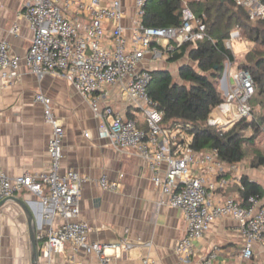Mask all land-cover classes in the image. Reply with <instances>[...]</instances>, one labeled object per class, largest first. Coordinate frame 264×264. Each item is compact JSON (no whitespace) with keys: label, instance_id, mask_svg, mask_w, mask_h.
Returning a JSON list of instances; mask_svg holds the SVG:
<instances>
[{"label":"built area","instance_id":"1","mask_svg":"<svg viewBox=\"0 0 264 264\" xmlns=\"http://www.w3.org/2000/svg\"><path fill=\"white\" fill-rule=\"evenodd\" d=\"M148 1L133 0L130 13L125 0H29L20 17L32 31L31 47L22 59L11 54L8 42H0L1 78L6 82L17 78L24 60L40 80L54 74L74 87L101 122L100 138L118 152L134 151L153 173V184L165 197L161 205L181 211L186 234L174 251L183 263L189 262L195 243L204 239L220 219L238 223L243 239L240 259L251 263L256 244H264L262 199L251 196L243 206L239 195L219 198L232 185L243 189L245 162L226 163L216 148L197 152L191 138L164 129V113L149 96L151 72L162 66L166 56L183 45L206 40L214 43L208 35L207 17H198L185 4L179 28L148 27L143 23ZM233 2L246 11L250 21H264V0ZM18 30L15 23L10 33L15 35ZM234 40H242L238 28L225 41L227 49L232 51ZM224 75L220 87L225 92V102L210 116L209 125L220 129L225 126L222 130L228 132L237 123L252 119L256 84L251 72L240 69L235 61H227ZM110 88L121 91L125 104L144 118V127L114 110L108 103ZM36 102L43 106L45 121L53 129L49 171L40 176L24 174L12 178L0 168V202L26 190L40 199L43 219L49 225L41 238L43 255L48 260L55 254H65L75 264H85L78 261L79 256L94 255L99 264H112L114 258H126L140 245L151 248V243L125 240L114 244L89 241V224L78 221L82 191L88 180L73 170L62 174L63 123L53 113L51 98L38 94ZM163 166L167 167L164 175ZM99 184L110 192L119 188V182H111L107 176ZM56 219L61 221L58 226H54ZM216 255H211L206 264H213ZM141 264L156 263L146 257Z\"/></svg>","mask_w":264,"mask_h":264},{"label":"crops","instance_id":"2","mask_svg":"<svg viewBox=\"0 0 264 264\" xmlns=\"http://www.w3.org/2000/svg\"><path fill=\"white\" fill-rule=\"evenodd\" d=\"M28 1L0 0V42H8L11 54L22 59L33 39L30 27L20 17ZM125 4L130 13L133 12V0H125ZM15 23L19 30L12 35L10 30ZM107 92L108 103L114 110L145 126L144 118L125 104L121 91L110 88ZM38 94L51 98L53 113L64 126L62 174L73 170L88 180L82 191L78 221L89 224V241L152 244L151 248L140 245L126 258H114L112 264H141L146 257L156 264H206L213 254H217L213 264H264V244L261 243L256 244L251 263L240 259L243 239L238 223L232 219L217 220L205 238L195 243L194 256L183 263L174 251L186 234L183 215L178 209L161 205L165 197L154 186L153 173L147 164L134 151L118 152L100 138L101 122L73 86L54 74L40 80L25 66L24 60L13 81H4L0 73V168L10 177L40 176L49 171L53 129L45 121L43 106L36 102ZM166 171L167 167L163 166L161 174ZM243 173L264 189V168L253 169L245 162ZM103 176L111 182H119L118 190H104L99 184ZM230 195H239L236 185L222 192L219 198ZM15 197L26 203L33 214L38 264H75L65 254H55L51 260L44 257L41 238L49 225L43 219L40 199L28 190ZM261 202L264 205V196ZM60 224L59 219L54 221V226ZM66 249L69 251V245ZM78 261L99 264L94 255H80ZM0 264H32L28 221L22 208L12 202L0 209Z\"/></svg>","mask_w":264,"mask_h":264},{"label":"trees","instance_id":"3","mask_svg":"<svg viewBox=\"0 0 264 264\" xmlns=\"http://www.w3.org/2000/svg\"><path fill=\"white\" fill-rule=\"evenodd\" d=\"M185 0H149L146 7L144 25L155 28H179L181 26L180 13L184 8ZM195 5L192 9L200 17L203 14L209 18H215L208 35L214 40L198 42L196 45H183L174 53H171L169 62L177 63L186 55L196 64L181 66L180 78L184 85L174 82L172 74L168 70L152 71L153 81L149 88V96L157 104L159 110L164 113L163 127L167 131L181 132L186 138H191V145L197 152L218 149L220 159L226 163L244 162L248 157L246 145H254L255 138H244L241 133L210 126L211 114L224 102V96L220 92L225 63L235 61L234 54L225 46V41L230 38L231 30L227 25L222 28L215 27L220 13H232L228 20H236L240 35L246 33L248 41L264 46V29L252 26L245 10L238 8L233 0H207L206 5L191 2ZM239 12H232V7ZM264 24V21H256ZM253 22V23H256ZM207 24V22H206ZM208 28V27H207ZM217 28V29H215ZM243 38V37H242ZM250 63H243L239 68L251 72L255 79L256 95H264V53L260 56L248 55ZM253 121V120H252ZM243 120L239 125L242 128H254L255 133L262 132L259 122ZM264 121V118H263ZM264 135V134H263ZM255 137V136H254ZM250 167L253 169L264 168V153L255 150L251 156ZM243 189H239V196L243 206L249 197L262 199L263 187L251 181L249 177H242Z\"/></svg>","mask_w":264,"mask_h":264},{"label":"rangeland","instance_id":"4","mask_svg":"<svg viewBox=\"0 0 264 264\" xmlns=\"http://www.w3.org/2000/svg\"><path fill=\"white\" fill-rule=\"evenodd\" d=\"M194 0H185L184 1V6L185 4H187L191 9H193L195 7V5L191 2H193ZM204 8V6L206 5V2L201 3ZM232 12H239L234 6L232 7ZM232 13H226V12H222L220 13L221 17H219L218 20H216V25L215 27L218 28H222L224 29V27L227 25L228 31L231 30L230 33L234 32L236 30V26H237V22L236 20H228L229 17H231ZM214 20L215 18H209L207 16V27L208 30L209 28H212L213 24H214ZM252 26L255 27H259L264 29V24H262L261 22H256L253 23L252 22ZM217 29V28H215ZM242 40H234L232 43V52L234 54L235 57V62H236V66L240 67L243 63H250L251 59L249 57L248 59V55L250 53H252V55L254 56H260L261 53H264V46L260 45V42L258 44L255 43H251L248 40V37H246V33L243 30L242 31ZM169 58L170 56H166L163 60L162 66H160V68L158 70H168L172 76H173V80L174 82L184 85L183 81L180 78V74H179V69L181 66L184 65H190L193 67H196V64L193 63L189 58L188 55H186L183 59H181L179 62L177 63H170L169 62ZM227 63V62H226ZM225 63V66H226ZM155 69V68H153ZM223 76H224V72H223ZM222 76V78H223ZM220 92H222L223 96H225V92L222 90L221 87H219ZM253 106L255 108V113L252 117V119L250 121H255V122H259V124H263V118H264V95H256L253 99ZM215 111L212 113L214 114ZM211 114V115H212ZM252 121V122H253ZM240 123H237L235 127H233L231 130L235 131V132H239L242 134V136L244 138H248V139H252L255 138L254 141V145L250 146V145H246V151L248 154V157L246 158V160L244 162H246L247 164H250V160H251V156L253 154V151L255 150H259L261 152L264 153V135L262 133L257 132V134L255 133V129L254 128H242V124L239 125ZM225 126H222L221 129H223ZM230 131V130H229ZM255 136V137H254Z\"/></svg>","mask_w":264,"mask_h":264},{"label":"water","instance_id":"5","mask_svg":"<svg viewBox=\"0 0 264 264\" xmlns=\"http://www.w3.org/2000/svg\"><path fill=\"white\" fill-rule=\"evenodd\" d=\"M225 0H221V3L223 4ZM223 79H225V75L223 76ZM16 203L18 204L23 212L26 215L28 225H29V232H30V242L32 246V264H38L39 261V251H38V242H37V232H36V225L34 224V217L33 214L29 208V206L18 199L17 197H11L7 198L0 202V209L5 206L7 203Z\"/></svg>","mask_w":264,"mask_h":264}]
</instances>
